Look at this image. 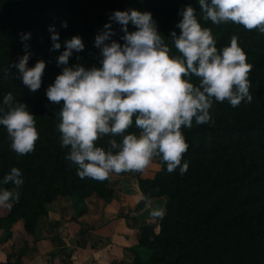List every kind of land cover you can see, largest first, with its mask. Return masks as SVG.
<instances>
[{"label": "trees", "instance_id": "trees-1", "mask_svg": "<svg viewBox=\"0 0 264 264\" xmlns=\"http://www.w3.org/2000/svg\"><path fill=\"white\" fill-rule=\"evenodd\" d=\"M188 4L196 8L201 23L211 28L218 48L230 44L233 35L238 37L253 65L249 75L253 99L235 107L227 101L214 102L212 123L184 129L189 144L184 158L189 168L183 175L179 169L167 171L159 160L162 168L154 178L139 176L144 197L169 196L160 233L147 225L139 241L153 248L148 264H264V203L260 202L264 194V33L233 22L204 20L198 0H0V101L11 91L17 100L26 102L36 114L40 132L35 150L18 155L0 125V177L17 166L25 178L17 189L19 200L11 207H0L8 210L10 229L0 241L11 236L15 222L35 226L50 210L61 209L63 196H70L75 207L90 196L97 197L99 203L116 198L112 175L103 181L79 177L76 166L66 159L67 149L60 146L56 112L63 102H51L46 89L62 71L57 58L64 45L50 50L49 26L56 25L61 41L76 34L83 37L86 47L73 53L69 65L99 66L95 37L113 11L150 10L162 22L159 31L172 46L168 35L172 30L177 34L181 31L177 27L180 10ZM63 21L67 27L61 26ZM111 27L115 30L111 39H120L121 25L113 21ZM134 29L129 23V30ZM28 31L30 39L22 41L21 33ZM26 51L31 53L30 66L41 58L47 61L36 91L22 83L14 65ZM176 51L172 46V52ZM107 139L98 144L107 147Z\"/></svg>", "mask_w": 264, "mask_h": 264}, {"label": "clouds", "instance_id": "clouds-1", "mask_svg": "<svg viewBox=\"0 0 264 264\" xmlns=\"http://www.w3.org/2000/svg\"><path fill=\"white\" fill-rule=\"evenodd\" d=\"M198 3L204 20L213 24L233 22L264 33V0ZM180 15L177 27L181 31L177 34L172 30L168 35L177 50L173 53L150 10L113 11L95 37L99 66L69 65L73 53L86 47L83 37L76 34L61 41L56 25L49 26L50 50L60 49L62 44L64 50L57 58L62 71L49 84L46 95L51 102H63L56 112L60 146L67 149L66 159L76 166L79 177L103 181L113 173H144L157 157L167 171L179 169L183 175L189 168L184 158L189 147L184 129L212 123L214 102L227 101L235 107L252 101L249 75L253 65L238 37L233 35L230 44L218 48L211 28L201 23L193 5L183 7ZM113 21L122 27L120 39H111ZM129 23L134 30H129ZM61 26L67 27V21ZM30 37V31L20 35L25 42ZM30 55L26 51L14 65L22 83L36 91L47 61L41 58L30 66ZM35 115L11 91L0 101V125L18 155L35 150L40 138ZM105 137L107 147L98 144ZM24 183L17 166L0 177V207H11L18 201L17 189ZM8 184L14 187H4ZM144 199L149 215L163 218L164 207L153 205L147 196Z\"/></svg>", "mask_w": 264, "mask_h": 264}, {"label": "crops", "instance_id": "crops-1", "mask_svg": "<svg viewBox=\"0 0 264 264\" xmlns=\"http://www.w3.org/2000/svg\"><path fill=\"white\" fill-rule=\"evenodd\" d=\"M132 205L123 194L120 215L107 220L98 212L73 214L72 198L63 196L62 208L42 219L38 241L23 235V221L14 223L11 236L0 241V264H122L127 248L137 242L136 222L143 216Z\"/></svg>", "mask_w": 264, "mask_h": 264}, {"label": "rangeland", "instance_id": "rangeland-1", "mask_svg": "<svg viewBox=\"0 0 264 264\" xmlns=\"http://www.w3.org/2000/svg\"><path fill=\"white\" fill-rule=\"evenodd\" d=\"M158 23V30L162 29V22L157 21ZM162 168V163L159 161L158 157L154 159L152 165L144 172H124V173H113L112 176L114 178V189H115V196L116 198L112 199V203L101 202L90 196L86 199V201L81 202L78 204V207L74 206V213L73 214H81V208L87 207V211L84 213H101L105 216V219L109 220L114 217L120 215V212L117 210L119 206V201H121V196L123 194L128 195V199L130 204L132 203L133 209L138 210V212H142L143 216L140 218L137 223V242L135 245L128 247V252H125V257L123 258L122 264H148L149 259L151 257V253H153V248H151V244L145 241H139L141 233L146 229L147 225L153 227L156 233H160L161 231V220L162 218H154L149 215V210L147 207L146 201L141 203L144 199L143 190L138 182L139 176L144 178H154L157 171ZM127 199V198H126ZM151 201H155L156 204L162 205L167 210V204L169 202V196L166 194L157 195L155 197L150 198ZM261 204L264 203V194L260 199ZM126 204L129 205L128 202ZM155 205V204H154ZM253 206H250L251 210ZM238 209L246 210L244 207H238ZM249 210V209H248ZM7 209L0 210V238L4 236L10 229H9V222L7 220ZM42 220H40L38 225L35 226H25L22 222L20 225V230L23 235H27L28 238L31 240L38 241L41 238V230H42ZM155 250V249H154ZM116 264V263H112Z\"/></svg>", "mask_w": 264, "mask_h": 264}]
</instances>
